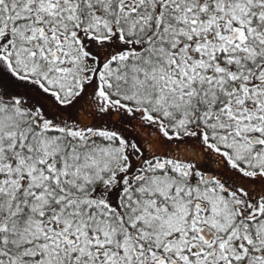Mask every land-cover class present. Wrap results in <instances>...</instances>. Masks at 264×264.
<instances>
[{
    "label": "snow or ice",
    "instance_id": "6c2138e0",
    "mask_svg": "<svg viewBox=\"0 0 264 264\" xmlns=\"http://www.w3.org/2000/svg\"><path fill=\"white\" fill-rule=\"evenodd\" d=\"M0 264H264V0H0Z\"/></svg>",
    "mask_w": 264,
    "mask_h": 264
}]
</instances>
